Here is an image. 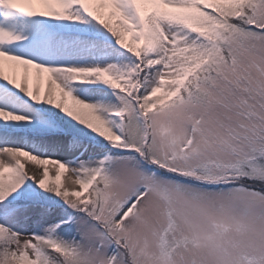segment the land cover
Here are the masks:
<instances>
[{
  "label": "snow or ice",
  "instance_id": "snow-or-ice-1",
  "mask_svg": "<svg viewBox=\"0 0 264 264\" xmlns=\"http://www.w3.org/2000/svg\"><path fill=\"white\" fill-rule=\"evenodd\" d=\"M0 264H264V0H0Z\"/></svg>",
  "mask_w": 264,
  "mask_h": 264
},
{
  "label": "rangeland",
  "instance_id": "rangeland-1",
  "mask_svg": "<svg viewBox=\"0 0 264 264\" xmlns=\"http://www.w3.org/2000/svg\"><path fill=\"white\" fill-rule=\"evenodd\" d=\"M50 168H51V166H49ZM54 169H53V173H54ZM66 178H67V176H66V174H64V179L66 180Z\"/></svg>",
  "mask_w": 264,
  "mask_h": 264
},
{
  "label": "trees",
  "instance_id": "trees-1",
  "mask_svg": "<svg viewBox=\"0 0 264 264\" xmlns=\"http://www.w3.org/2000/svg\"><path fill=\"white\" fill-rule=\"evenodd\" d=\"M62 178H63V173H62ZM64 179V178H63Z\"/></svg>",
  "mask_w": 264,
  "mask_h": 264
}]
</instances>
